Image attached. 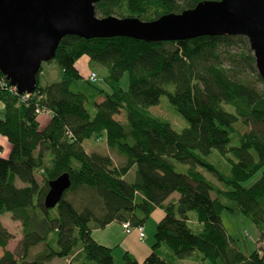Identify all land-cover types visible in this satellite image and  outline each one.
<instances>
[{
    "label": "trees",
    "instance_id": "16d2710c",
    "mask_svg": "<svg viewBox=\"0 0 264 264\" xmlns=\"http://www.w3.org/2000/svg\"><path fill=\"white\" fill-rule=\"evenodd\" d=\"M199 1L99 0L95 10L100 17L149 21ZM82 56L105 74L99 77L93 67L96 81L83 76L75 65ZM53 60L60 80L42 86L41 67L30 99L0 85V135L10 145L7 156L0 145V264H47L55 258H68V264H115L117 246H104L93 230L114 221L130 222L132 230L143 227L155 207L165 215L156 226L152 253L140 263L124 252L121 264H176L195 256L208 264H264L259 250L245 254L238 249L221 218L225 209L242 214L264 232V79L255 80L247 38L147 42L67 35ZM125 73L127 89L121 84ZM0 77L9 82L1 71ZM99 80L107 88L98 86ZM163 94L188 120L187 127L176 130L150 112ZM121 112L124 122L116 118ZM43 116H49L45 125ZM88 139L104 142L105 149L89 151ZM113 151L121 156L119 162ZM216 152L225 158V168L210 161ZM132 169L135 178L127 181ZM65 172L71 186L47 209L49 181ZM175 192L179 199L168 200ZM6 213L23 226L16 254L6 250L10 234L1 223Z\"/></svg>",
    "mask_w": 264,
    "mask_h": 264
},
{
    "label": "water",
    "instance_id": "95a60500",
    "mask_svg": "<svg viewBox=\"0 0 264 264\" xmlns=\"http://www.w3.org/2000/svg\"><path fill=\"white\" fill-rule=\"evenodd\" d=\"M99 0H0V71L20 94H33L42 63L52 61L67 35L129 37L147 42L244 36L264 79V0H201L155 20L96 15ZM65 172L49 181L44 199L54 208L70 188Z\"/></svg>",
    "mask_w": 264,
    "mask_h": 264
},
{
    "label": "rangeland",
    "instance_id": "374dc122",
    "mask_svg": "<svg viewBox=\"0 0 264 264\" xmlns=\"http://www.w3.org/2000/svg\"><path fill=\"white\" fill-rule=\"evenodd\" d=\"M101 15H99L100 17ZM76 67L80 71V73L83 76H88L91 72V69L94 67V71L97 72L99 77L103 76L106 72V70L101 67L100 65H96L94 63H91L89 58L87 56H82L80 59L76 61ZM259 73L257 71V76H255V80L258 81ZM61 78V70L59 65L55 60L49 61V62H43L42 63V71L39 73V81L41 85H46L51 82H57ZM98 86L102 88H107L105 83L101 80L96 82ZM122 87L124 89L128 88V75L125 73L121 80ZM260 84V82H259ZM172 89V87H170ZM98 100H102V98H98ZM0 117L4 115V107L2 103H0ZM2 109V110H1ZM150 112L152 114H155L157 116H160L161 118L169 121L172 125V127L176 130H182L183 128L187 127L189 125L188 120L181 115V113L171 104L169 97L166 94H163L160 98V102L158 105L151 107ZM116 118L121 121H125V115L124 112H121V114L117 115ZM240 131H245L246 128L243 126H239L237 128ZM0 144L3 145V149L1 150V154L3 156H7L9 152L10 145L5 137L0 135ZM85 148L91 150H99L102 151L105 149V143L104 142H96L94 139H88L84 142ZM102 149V150H101ZM115 160L117 162L120 161L121 156L115 153V151L112 152ZM123 157V156H122ZM210 161L212 163H221L222 168H225L227 165V162L224 157L220 156L217 152L214 153L210 157ZM179 169L184 167L183 165H178ZM222 168H220L222 170ZM204 175L209 179L218 184L219 186H222L220 182L216 180V178L206 172L204 169L199 168ZM135 169H132L128 175L126 176L127 181H133L135 178ZM255 178L251 179L250 182L247 183L250 184L255 181ZM37 178L39 181L42 180L41 173L37 174ZM18 186H24L23 183L20 181L17 182ZM69 198H72L76 201L78 204L79 199H75L72 195L69 196ZM79 205V204H78ZM190 217H195V212H190ZM222 218V225L224 229L226 230L228 236L230 235L231 239L234 241L235 245H237L238 249L241 250L245 254H250L255 250H259V254L262 255L264 253V232L263 234L260 233L259 229L255 225V223L247 216L242 214H233L229 210H224L221 215ZM159 221H157L156 216L151 215L144 224L145 229V239L144 241H139L142 245V248L144 249V252L149 251V255L152 253V245L155 242V232H156V226ZM1 223L3 227L7 230V232L10 234V239L8 240V244L6 246V250H9L13 253H17L19 249L20 242L23 238V229L22 224L19 220H16L13 218V216L10 213H6L1 217ZM119 222L116 223V221L109 227L100 228L97 231L94 232V236L97 237L96 239L100 242L107 243V238H110V240H118L116 241L117 244L120 242L119 247L115 249V264H121L122 263V255L125 250H127L126 245L122 244V240L124 238V234H122L123 229ZM193 228H196V223L190 224ZM133 232L135 236L137 235V232L133 228ZM125 233V232H124ZM126 234V233H125ZM108 236V237H106ZM134 236V237H135ZM127 241V245H128ZM144 246V247H143ZM41 249V247H36L32 250L31 259L33 257V254L35 252H38ZM146 249V250H145ZM165 249V247H161L159 249L160 254H162V251ZM4 254V249L0 247V257ZM136 254V253H135ZM143 253H139L141 255ZM147 254V253H146ZM199 253L196 252V255ZM143 256V255H142ZM176 261H183L178 262L176 264H208V262H200L202 261L199 256L192 257L190 259H184V260H176ZM69 259L68 258H55L51 262L47 264H68Z\"/></svg>",
    "mask_w": 264,
    "mask_h": 264
},
{
    "label": "crops",
    "instance_id": "0c3cea01",
    "mask_svg": "<svg viewBox=\"0 0 264 264\" xmlns=\"http://www.w3.org/2000/svg\"><path fill=\"white\" fill-rule=\"evenodd\" d=\"M42 123H43V125H45V124H47L48 123V121H49V119H48V116H43L42 117ZM1 145V144H0ZM2 147H3V145H1ZM179 193H177V192H175V193H173V194H171V196L169 197V199L168 200H170V201H177L178 199H179ZM151 215H155L156 216V219H157V221H159V220H161L163 217H164V215H165V212L161 209V208H159V207H155L154 208V210L151 212V214H150V216ZM115 222V221H114ZM114 222H112V223H110L109 225H107L106 227H109V226H111ZM117 223V222H116ZM118 224H120L121 225V227H122V223H118ZM105 228V227H104ZM122 229H123V227H122ZM98 229H95V230H93V237L96 239L97 237H95L94 236V232L95 231H97ZM125 231H124V229H123V232H122V234H124V238H123V240H122V244H124V245H126V247H127V250H125L124 252H129L135 259H137V261L138 262H140V263H142V262H144V260L149 256V251L148 252H144V249L142 248V245H141V243L139 242L140 241V239H139V237H138V234L135 236L134 234H136L135 232H131V233H124ZM135 236V237H134ZM106 237H108V236H106ZM108 240H106L107 241V243H105V242H100L99 240H97L98 242H100L101 244H104V245H107V246H110V247H115V246H117V248L119 247V244H120V242H118L117 244H114V243H116V241H118V240H115V241H113V240H110V238H107ZM127 241H128V245H127ZM143 242V241H142ZM144 247V246H143ZM146 250V249H145ZM115 252V251H114ZM123 252V253H124ZM136 253V254H135ZM139 253H143V254H141V255H139ZM147 253V254H146ZM143 255V256H142ZM178 262H183V261H178ZM177 262V263H178Z\"/></svg>",
    "mask_w": 264,
    "mask_h": 264
},
{
    "label": "built area",
    "instance_id": "2783aa9c",
    "mask_svg": "<svg viewBox=\"0 0 264 264\" xmlns=\"http://www.w3.org/2000/svg\"><path fill=\"white\" fill-rule=\"evenodd\" d=\"M90 79L93 80V81H96V80H97V75H96V73L92 72V73L90 74ZM0 85H2V86H4V87H8V89H9L11 92H14V93L20 95V93L18 92L17 87L14 86V85H12L10 82H7L6 79H2V80L0 81ZM30 95H31V94H27V93H25V94H22L21 96H22V98H23L24 100H27V99L29 98ZM122 226H123V229H124V231H125L126 233L129 234V233L133 232V230H132V226H131L130 222H123V223H122ZM134 229H135V231L138 233V237H139V239H140L141 241H144V239H145V230H144V227H142V226H138V227H135Z\"/></svg>",
    "mask_w": 264,
    "mask_h": 264
},
{
    "label": "bare ground",
    "instance_id": "6f19581e",
    "mask_svg": "<svg viewBox=\"0 0 264 264\" xmlns=\"http://www.w3.org/2000/svg\"><path fill=\"white\" fill-rule=\"evenodd\" d=\"M128 3H126V5H127ZM128 6V5H127ZM179 13V12H178ZM165 14V13H164ZM167 14V13H166ZM110 15V14H109ZM163 15V14H162ZM123 17V16H122ZM126 17V16H125ZM136 17V16H135ZM155 20V19H154ZM150 21V20H149ZM209 37V36H208ZM222 37V36H221ZM246 38V37H245ZM109 39V38H108ZM111 39V38H110ZM97 75V74H96ZM107 75V74H106ZM38 77V76H37ZM1 78V77H0ZM89 80V79H88ZM9 81V80H8ZM90 81V80H89ZM91 82V81H90ZM39 83V82H38ZM37 83V84H38ZM51 83H53V82H51ZM40 85V84H39ZM49 85V84H48ZM43 86V85H42ZM37 88V87H36ZM3 90V89H2ZM1 90V91H2ZM7 90V89H6ZM9 92V91H8ZM11 92V91H10ZM2 93H3V91H2ZM4 93H5V91H4ZM3 93V94H4ZM0 94H1V92H0ZM13 94V93H12ZM2 95V94H1ZM6 95V94H5ZM4 95V96H5ZM37 95V94H36ZM19 96V95H18ZM5 98H3V100H4ZM21 99V98H20ZM30 99V98H29ZM1 100H2V98H1ZM40 100V99H39ZM43 101H44V99H43ZM1 102V101H0ZM38 102V101H37ZM1 103H3V101L1 102ZM43 103V102H42ZM1 107V106H0ZM37 109H39V108H37ZM41 109V108H40ZM2 110V109H1ZM45 110H47V109H45ZM48 114H49V112H48ZM52 114V113H51ZM43 115V114H42ZM182 115V114H181ZM38 117H40V115H38ZM49 117V116H48ZM48 153V152H47ZM37 154V153H36ZM48 162V161H47ZM47 165V164H46ZM56 178V177H55ZM190 216V215H189ZM23 227V226H22ZM144 227V226H143ZM198 231V230H197ZM126 233V232H125ZM230 236V235H229ZM94 239V238H93ZM141 241V240H140ZM104 246H106V245H104ZM237 246V245H236ZM167 248V247H166ZM196 251V250H195ZM197 252V251H196ZM195 252V253H196ZM192 255V254H191ZM114 256V255H113ZM203 256V255H202ZM180 259V258H179ZM201 259H203V258H201ZM115 260V259H114Z\"/></svg>",
    "mask_w": 264,
    "mask_h": 264
}]
</instances>
